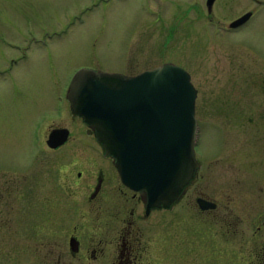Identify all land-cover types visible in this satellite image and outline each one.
<instances>
[{
  "label": "rangeland",
  "instance_id": "rangeland-1",
  "mask_svg": "<svg viewBox=\"0 0 264 264\" xmlns=\"http://www.w3.org/2000/svg\"><path fill=\"white\" fill-rule=\"evenodd\" d=\"M91 2L0 0V53L15 60L5 76L0 74V187L6 179L18 188L12 189L7 203L0 196V217L7 220L0 226V264H55L51 253L56 242L63 258L70 259L67 230L84 212L88 178L96 161L83 167L78 160L99 147L95 135L87 134L85 122L72 113L65 95L80 66L134 74L167 60L183 65L197 88L195 113L203 111L207 117L196 139L201 168L195 180L203 188L208 184L210 195L215 174L212 154L217 148L222 149L224 165L239 158L251 166L264 165L263 141L256 135L236 139L228 127H218L214 115L215 107L227 112L232 100L241 101V91L232 87L244 84L243 79L235 81L228 75L238 65L225 57L247 51L245 42L239 41L246 31L197 42L196 29H187L192 35H186L180 24L172 26L176 13H168L171 22L155 21L133 0L99 2L82 13ZM68 16L73 18L69 27ZM251 95L252 110L264 116V93L253 87ZM59 123L71 128V136L50 148L48 132ZM79 169L81 177L76 175ZM186 207L182 199L172 213L194 212Z\"/></svg>",
  "mask_w": 264,
  "mask_h": 264
},
{
  "label": "flooded vegetation",
  "instance_id": "flooded-vegetation-1",
  "mask_svg": "<svg viewBox=\"0 0 264 264\" xmlns=\"http://www.w3.org/2000/svg\"><path fill=\"white\" fill-rule=\"evenodd\" d=\"M90 1L91 4H85L80 10L82 13L99 2L111 4L118 0ZM155 1L133 0L138 9L147 10L155 21L171 22L168 13H176L172 26L180 24L186 35H192L187 29H196L197 42H203L204 37L218 40L221 35L225 39L228 35L246 31L239 41L245 42L247 51L225 57L234 66L238 65L228 75L234 80L243 79L244 84L232 87V91H241V101L237 104L232 100L227 112L225 108L215 107L214 115L219 121L218 127H228L236 139L242 135L247 138L256 135L264 143V116H257L258 112L251 107V89L255 87L264 93V0H164L166 4ZM72 19L69 18L67 27ZM13 61L0 53V65L3 66L0 74L5 76L7 67H13ZM257 78L259 84H255ZM195 116L198 135L201 124L207 123V117L203 111H196ZM253 120L256 127L252 125ZM256 121L260 123L256 124ZM56 127L68 129V141L71 128L59 123L50 130ZM93 132L87 125V134L95 135ZM98 146V150L91 147L94 154L89 151L78 160L83 167H88L91 160L96 161L88 178L84 212L67 230L70 259L63 258L65 255L56 242L55 251L51 253L56 259L55 264H74L76 259L79 264H264V165L251 166L249 161L239 157V161L228 159L224 165L219 147L212 154L215 174L211 195L208 184L203 188L195 180L201 168L198 156L199 165L179 198L169 206L148 208L142 194L121 182L113 156L104 152L99 141ZM244 155L249 156V153ZM76 175L81 177L83 171L77 170ZM14 184L4 179L0 187V196L5 203L11 198L12 189L17 188ZM189 191L193 196H189ZM182 199L187 206L184 210L194 212L172 213ZM201 199L210 202L212 207H201ZM154 216L158 219L153 220ZM6 221L0 217V226L6 225ZM158 225L164 228L156 229Z\"/></svg>",
  "mask_w": 264,
  "mask_h": 264
},
{
  "label": "water",
  "instance_id": "water-1",
  "mask_svg": "<svg viewBox=\"0 0 264 264\" xmlns=\"http://www.w3.org/2000/svg\"><path fill=\"white\" fill-rule=\"evenodd\" d=\"M196 95L190 73L171 61L134 75L82 67L67 91L72 112L94 129L121 181L142 194L148 208L176 201L199 165ZM67 136V128L56 127L46 143L55 148Z\"/></svg>",
  "mask_w": 264,
  "mask_h": 264
}]
</instances>
